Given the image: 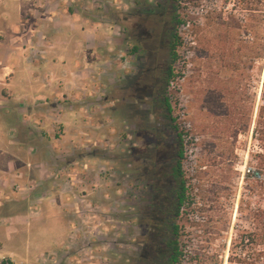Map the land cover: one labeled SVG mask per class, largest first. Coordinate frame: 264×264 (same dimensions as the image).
<instances>
[{"label":"rangeland","instance_id":"374dc122","mask_svg":"<svg viewBox=\"0 0 264 264\" xmlns=\"http://www.w3.org/2000/svg\"><path fill=\"white\" fill-rule=\"evenodd\" d=\"M46 1L0 0V166L5 172L12 171L16 158L20 172L28 180L34 174L39 153L43 155L40 161H47L48 151L55 149L49 141H57L45 134L42 124L35 127L26 122V129L18 128L13 100L16 75L8 67L14 65L16 37L26 30L33 9ZM254 1L257 0H251ZM145 4H158L157 18H132L134 5L141 8ZM117 6L118 19L130 45L128 54L134 56L130 64L119 61L124 64L120 68L123 76L112 94L119 100L117 108L125 130L121 141L126 142V147L116 156L117 167L101 170L100 175L115 180L123 191L119 198H127V205L117 204L119 212L110 227H102L96 235L87 231V246L93 245V249L80 251L76 264H160L170 253L169 235L163 224L166 215L157 220L154 234L147 238L144 235L150 229L141 218L152 201L149 171L154 166V179L161 190L159 201L166 211L173 205L169 193L175 188L171 169L178 141L165 109L166 97L173 105L171 118L179 123L190 122L192 133L200 138L198 150L192 154L188 150L197 163L195 176L187 177L182 166L192 204L187 208L188 215L178 221L179 242L186 253L181 264H229L233 241L256 228V215L264 208V180L251 162V154L260 150L259 144L253 138V130L244 134L233 129L243 122L247 105L254 104L255 119L262 103L260 63L248 68L241 51V41L252 37L241 26L249 15L244 10V0H183L179 4L172 0H118ZM233 9L241 27L236 25L231 30L227 23L232 25L228 16ZM180 21L190 22L191 28ZM152 29L155 36L148 34ZM176 34L183 47L179 48L181 59L174 69L183 78L178 76L170 84L164 78L171 66V41ZM144 43L152 49L154 58L148 57ZM122 53L126 52H121L120 57ZM234 109L237 113L232 115ZM55 125L54 133L59 136L60 124ZM16 150L20 153L15 156ZM62 174L60 169L58 176ZM73 240L77 242L78 238Z\"/></svg>","mask_w":264,"mask_h":264},{"label":"crops","instance_id":"0c3cea01","mask_svg":"<svg viewBox=\"0 0 264 264\" xmlns=\"http://www.w3.org/2000/svg\"><path fill=\"white\" fill-rule=\"evenodd\" d=\"M117 3L47 0L33 9L15 39L14 65L8 68L16 75L18 128L42 124L57 142L49 141L55 149L47 161L39 153L30 180L16 158L12 171L0 166V264H76L80 251L93 249L86 234L110 227L117 204L127 205L115 180L100 175L117 167L116 156L126 147L119 100L112 94L123 76L119 61L130 64L134 56L128 54Z\"/></svg>","mask_w":264,"mask_h":264},{"label":"trees","instance_id":"16d2710c","mask_svg":"<svg viewBox=\"0 0 264 264\" xmlns=\"http://www.w3.org/2000/svg\"><path fill=\"white\" fill-rule=\"evenodd\" d=\"M172 1L175 4H179L183 0ZM244 3V10L249 12L247 19L244 21V25L239 24L235 15V9H233L234 12L230 13L228 16L232 25H229V23H227V25L231 30H234L236 25L239 27L242 26L252 33L250 40L241 41V51L247 58L246 66L248 68H253L257 62L260 63L259 71L263 77L262 103L258 107L255 119L253 116L255 112L254 104L249 107L247 105L246 116L243 122L241 121L239 125L233 126V129H236L237 133L244 134H250L251 130H253V138L258 142L260 150L257 153L251 154V162L256 164L258 168L257 174L264 180V0H257L254 2H251V0H244ZM253 6H255L256 9H253ZM182 25L191 28L190 22L183 21ZM181 47H183V42L176 34L171 41V66L164 78L167 83L171 84L178 76H182L175 74L174 69L176 62L181 59L178 55L179 48ZM181 78H183V76ZM186 80L187 77L184 78L183 82ZM164 105L169 114L170 121L174 123V130L178 141V151L171 169V174L175 179V188L169 193V196L173 199V205L172 207L169 206L167 211H164L166 219L163 221L168 231L167 235H169L167 247L170 249V253L166 255L163 263L160 264H181L186 253L179 242L181 227L178 225V221L182 215H188L187 208L191 207L192 203L182 172L184 160L183 132L177 127L176 119L171 118L173 114V105L169 97L165 98ZM231 113L235 115L237 109H234V111L232 110ZM250 175L251 172L248 173V177H250ZM261 196L264 200V181L261 185ZM255 226L256 228L253 231L244 232L238 239L233 241L229 264H264V208L258 211Z\"/></svg>","mask_w":264,"mask_h":264},{"label":"flooded vegetation","instance_id":"af4514ba","mask_svg":"<svg viewBox=\"0 0 264 264\" xmlns=\"http://www.w3.org/2000/svg\"><path fill=\"white\" fill-rule=\"evenodd\" d=\"M158 7V4L155 5H147L145 4V7H139V5H134L132 11H131V16L132 18L137 17L138 19L144 20V21H148L149 19H156L157 18V10L155 8ZM135 19V18H134ZM149 35H153L155 36V30H150L148 32ZM142 41V39H141ZM143 45H145L146 49H147V54L148 57H150L151 59L154 58V52L152 51V49H149L147 47V43H144ZM137 50V49H136ZM140 52V50H139ZM137 54V53H136ZM152 71V69H150V72ZM156 167L154 166L153 169H151L149 171V173L151 174L152 180L151 182H153V189H152V201L151 203H149L148 205V209L145 210V212L141 215V218L143 219V221L146 223V227L150 229V231L144 235V237H151V235H153L155 229L157 228V220L160 221L161 217L163 215H165V209L162 207L163 203L161 201H159V198L161 196V194H159L161 192L160 188L157 185V182H155V176L156 174ZM159 201V202H158ZM162 203V204H161ZM150 232H152L150 234ZM144 248H142L143 251Z\"/></svg>","mask_w":264,"mask_h":264},{"label":"built area","instance_id":"2783aa9c","mask_svg":"<svg viewBox=\"0 0 264 264\" xmlns=\"http://www.w3.org/2000/svg\"><path fill=\"white\" fill-rule=\"evenodd\" d=\"M176 125L181 132H183V141H184V160H183V172L187 177L193 178L196 174L197 163L193 157L188 155V150L190 154L194 150H198L197 146L199 145L200 138L197 135L192 133V125L190 122L183 121L181 123L176 119ZM258 175V174H257ZM2 264H12L10 260H5Z\"/></svg>","mask_w":264,"mask_h":264}]
</instances>
